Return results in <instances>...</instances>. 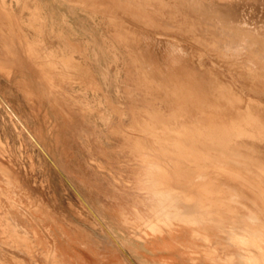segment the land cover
<instances>
[{"label": "bare ground", "instance_id": "obj_1", "mask_svg": "<svg viewBox=\"0 0 264 264\" xmlns=\"http://www.w3.org/2000/svg\"><path fill=\"white\" fill-rule=\"evenodd\" d=\"M89 22L109 42L117 80L134 74L118 80V92L136 89L161 102L130 103L127 126L123 104L100 111L116 118L109 132L130 151L141 207L132 226L138 238L111 234L116 244L140 247L143 264H264V0H0V40L12 58L0 62V75L9 80L17 68L21 83L40 90L53 74L99 88L100 50L90 38L74 40ZM68 35L71 47H48ZM9 238L28 247L23 235ZM154 247L164 254L149 262Z\"/></svg>", "mask_w": 264, "mask_h": 264}, {"label": "rangeland", "instance_id": "obj_2", "mask_svg": "<svg viewBox=\"0 0 264 264\" xmlns=\"http://www.w3.org/2000/svg\"><path fill=\"white\" fill-rule=\"evenodd\" d=\"M92 25L89 22L87 26L80 27L83 33L77 38L74 37V40L83 45L85 38H90L92 48L96 47L100 50L102 58L99 64L96 57H93L94 80L99 84V88L62 79L59 75L53 74L50 85L41 80L40 90L36 86L28 88L21 83L17 68L12 69L9 80L0 75V263L2 264H49V262L50 264H143L138 255L141 252L140 247L137 246L133 251L127 245L124 247L117 245L113 239L138 238L139 232H132V226L134 208L141 209V207L135 197L133 172L135 165L131 161L130 151L123 145L121 136L109 132L110 124H113L116 118L107 121L100 111L107 112L110 102L123 104L124 116L121 123L127 126L130 120V103L141 108H149L160 106L161 102L154 97L155 94L146 96L136 89L132 91L120 89L118 92V80L132 82L134 74H122L117 80L115 66L108 67L109 62H113L109 42L101 31ZM52 41L53 43H48V47L56 48L57 45L71 47L69 35L62 40ZM3 43L0 40V62L9 66L12 58L3 53ZM41 47L45 49L47 44L41 41ZM104 69L106 76L103 74ZM86 103L91 105V108L94 107V110L90 111L86 108L84 106ZM16 120L29 129L32 137ZM193 182L191 179L187 183H182L181 188L188 189ZM128 184L129 186H126ZM33 206L34 208H31ZM125 218H128V221H125ZM107 225L113 232L107 234L105 229ZM32 230H35L36 235ZM13 231L16 235L21 237L23 235L27 240V248L18 247L10 240L9 236ZM3 239L5 242H2ZM158 249L154 247L147 252L149 262L159 260L158 257L163 253V249H159L160 251ZM193 262L184 259L183 264H198Z\"/></svg>", "mask_w": 264, "mask_h": 264}]
</instances>
